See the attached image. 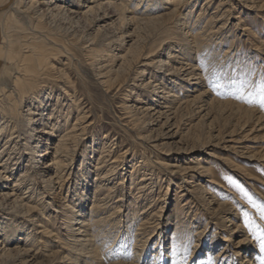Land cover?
<instances>
[{
  "label": "rangeland",
  "instance_id": "1",
  "mask_svg": "<svg viewBox=\"0 0 264 264\" xmlns=\"http://www.w3.org/2000/svg\"><path fill=\"white\" fill-rule=\"evenodd\" d=\"M154 1L156 3L151 7L153 14L168 16L166 18L168 24L161 29L157 28L154 34H147L148 36L143 30L133 31L132 28L123 26L126 22L121 25L122 21L116 20L117 17L113 16L112 9H106V13L99 12L94 20L93 17L88 20H76L75 17L70 16L72 19L65 18L68 19L66 21L61 18L50 24L49 18L45 19L50 33L57 38L54 44L50 42L48 45L49 49H57L52 50L53 55L50 54L54 58L52 62L55 68H61L70 75L82 98L80 103L74 105L67 96H63L66 97L64 101L62 99L65 106L72 104L69 123H75L78 113L83 112L85 113L83 122L87 120L85 125L89 124L83 137L72 145V152L67 158L65 167L66 183L74 184L78 176V187H85V193L90 196V199L73 203L74 206L77 205L74 212L70 213L73 226H80L78 222L91 207L93 193L97 189L95 183L98 180L103 182L105 190L110 188L113 191L106 199L105 213L96 217L108 219L105 222L100 221L95 226V231L99 234L93 247L96 248L94 260L85 259L87 255L83 254L72 256L80 255L77 257V263L84 262L83 264H131V262L132 264H248L246 257L251 258L252 264H264V252H261L260 242L253 235L257 226L264 229V220L260 218L261 208H264V110L235 99L230 95L235 88L229 82L236 80V87H239L241 80L250 78L256 82L260 80L261 73H264V0ZM81 3L77 11L83 9L85 1ZM139 10L144 11V5H140ZM135 13L136 11L133 10L132 13L126 14V19L128 20ZM182 23L188 26L183 29L180 25ZM96 35L99 40L96 44H91ZM120 35L123 36L118 39ZM141 36L147 37L148 41H142ZM105 37V41L102 42L101 39L104 40ZM170 37L173 40L172 45H175L174 49L171 50L166 45L161 46L150 57L165 60L167 58L164 56L170 50V54L176 58V61H173L178 65L186 63L184 67L189 69L192 66L198 78L192 81L198 82L200 86L191 87L190 83L178 78L177 85L170 83L169 76L161 78L163 74L157 71H164L167 66L162 70L151 68L153 71L151 78L148 70L146 73L142 72L143 64L148 62L144 56L134 62L129 69L119 72L116 70L118 67H114L119 66L117 65L119 60H114V56L121 55L124 50L130 49L132 52L139 48L147 52L146 48L169 41L167 39ZM143 45L145 47H142ZM104 48L110 56L102 58L100 50ZM205 56L209 57L210 64L217 65L216 70L222 73L221 83L225 87L219 89L220 94H217L209 83V77L214 69L209 67L205 70ZM248 70H252L254 75L246 77L244 73ZM8 74L9 70L5 69V75ZM53 79L41 81L39 84L41 87L37 85L42 88L39 90L42 96L51 95L45 98L47 105L42 108L45 120L52 109L62 103L60 100L59 103L56 102V96L63 90L58 81ZM150 79L152 85L158 84L157 87H162L166 84V91L173 90L177 96L180 95V99L175 101L177 104L172 109L173 113L169 115L172 118L169 121L146 109L150 106L157 107L158 104H162L160 101H164L158 97L161 94L154 92L149 85L144 87ZM192 89L197 91L194 92ZM197 95L199 97L192 101ZM190 99L193 104L190 103L189 108L185 104L179 107L180 102ZM28 100L21 106L23 113H26L27 105L30 104ZM210 101L214 102L209 105ZM36 103L35 105L38 106V102ZM34 110L38 111L36 108ZM63 113H59L60 117L54 115V118L58 117L61 128L66 126L68 112L64 110ZM40 124L41 120L36 126L40 127ZM25 131L31 133L32 130L28 128ZM47 137L43 135V138ZM49 139L48 153H45L46 139L33 143V146H38L40 151L29 174L32 176L34 173L37 174L39 184L42 175L48 173L45 171L46 166L54 154L52 146L58 141V134L49 136ZM115 157H119V160L114 170H111L114 165L111 162ZM143 157L149 158L152 162L148 163L149 168L145 172L141 167L133 171L135 176L132 180L130 176L132 167ZM161 158L167 160V163L176 164V168L159 165ZM27 162L25 158L20 161L21 165L18 163L14 166L20 167L14 169L13 181L18 179L21 171L26 170ZM97 166L99 169H96ZM172 169H178L179 172L171 174ZM85 171L89 172L85 176L87 181L82 176ZM96 173L101 175L105 173V179L95 180L94 178L100 177ZM146 174V177L152 178L142 181L141 176ZM226 177L231 178L233 182L230 183ZM28 186L30 185H25L21 193L28 192L27 190L31 192V189H26ZM4 188L1 187L0 191ZM73 189L71 185L69 193L65 188L62 195L50 194L52 199L47 193L42 199L54 201L50 207L55 208L59 203L58 200L64 202L66 200L64 197L67 195L70 200L77 198ZM101 189L102 194L99 192L97 197L99 199L109 191L104 192L103 188ZM30 192L23 195L28 197ZM181 193L187 194L189 199L186 196L180 197ZM244 193H247V196ZM41 197L38 196L31 201L35 202V205L38 203L34 211L28 213L29 216H23L26 218L25 222L22 223L24 221L22 216L19 217L21 219L13 218L11 221L5 219L7 222L4 224L5 227L0 228V264H75L65 257L70 250L65 243L64 236L67 235L65 225H62L60 217L54 220L55 213L50 216L52 221L47 218L49 216L44 218L43 214H48L50 211L47 208L41 214L42 208L45 207L44 200L38 201ZM0 206V216L3 211L14 210L6 204ZM64 210L68 209L64 207ZM81 211L84 212L83 215H80ZM15 220L21 224L20 229L16 228V234L10 233V230L15 228L11 225ZM43 224H47L49 229H52L53 236L47 237L49 235L40 233L39 226ZM28 232L30 236L26 235ZM60 235L61 239L56 238ZM242 239H245V243L242 247L239 246L240 248L236 247L237 242ZM3 240H6V243H3ZM27 242L29 246L36 248L35 253L38 252L36 260L22 254L19 256L18 250H22ZM177 243L181 252L185 247L188 248L186 260L174 253L173 249ZM105 244L110 245L107 250ZM39 246L40 249L37 248ZM116 252L119 253L118 256L115 255Z\"/></svg>",
  "mask_w": 264,
  "mask_h": 264
},
{
  "label": "bare ground",
  "instance_id": "2",
  "mask_svg": "<svg viewBox=\"0 0 264 264\" xmlns=\"http://www.w3.org/2000/svg\"><path fill=\"white\" fill-rule=\"evenodd\" d=\"M82 1L83 0H0V188L5 187L4 189H2V191H0V205L6 204V205H9L12 209H14L13 211H3V213L0 216V218H1L0 219V228H1V226L5 227L4 224L7 223L5 221V219H7V218H8L7 219L8 221H11V219H13V218L21 219L19 217L22 216V219H24V221H22V223L25 222L26 218H24V217L29 216L28 213L34 211V208L38 203L37 202L35 205V202H31V201L34 200L35 198H37L38 196H42L41 198L38 199V201L44 200L42 198L45 197L44 196L45 194L48 193L49 197H51L52 194H54V193L59 195L63 192V190L65 188H67V193H69L71 191V185H73V188H74L73 191L77 195L76 199L72 198V200H70L67 198L68 197V195H67L66 197H64L66 199V200H64V202L66 201L67 203L68 202L69 203L68 204L64 203L61 199H59L58 200L59 203L57 204V206L55 208L50 207L54 203V201L50 202V201L44 200L45 207L43 206L44 208H42L43 211L41 212V214H43L46 211V209L48 208L50 213H48V214L44 213L43 214V215H45L44 218L46 216H49L47 218H50L49 220L52 221L50 216L54 213H55L54 214L55 216L53 215L54 220L57 219L58 217H60L59 219H61L62 225L63 224L65 225V229L67 232L66 233L67 235L64 236L65 241H66L65 243L70 247V250L68 251V253L65 257H66V259L69 260V262L75 263V264H83L84 263V262L77 263L78 262L77 257H79L81 254H83L84 256L87 255V256H85V259H90L91 261L94 260V257L96 255V248L94 249L93 247L96 245L97 237L99 234V233L98 234L96 233L95 226L98 225L100 223V221L104 220V222H105V220L108 219L107 217L106 218H96V217L105 213L104 211L106 210V207H107L106 206L107 205L106 199H108L110 197V195H112L111 192L113 193V191H111L110 188L105 190V188L102 184L103 182L98 180V182L95 183V184H97V186H96L97 189L95 188L96 190L93 193V202L91 204V207L89 208L88 212H86L85 214L83 211L80 212V215L84 214L83 219L78 222V223H80V226H78V227L73 226L71 214L74 212V209L77 206V205L74 206L73 203L77 204V201H84L85 199H90V196H89V194L85 193V189H86L85 187H83V188L78 187L79 186V184H78V178L79 177L78 176L76 177L77 179L74 181V184L66 183V176L67 175L65 172V167H66V164L68 161L67 158L69 157V155H71V152H72V150H71L72 145L75 142H77L78 140H80L81 137H83V135H84L87 127L89 126V124L85 125L87 120L83 122V120L85 119V113H83V112L78 113V116L76 118L75 123H72V124L69 123L70 114H71V111L73 110L71 108V105L72 104L75 105V104L80 103V100H82V98L79 95V93L77 92V89H78L77 85L75 83H73V81L70 78V75H68V73H66L61 68H55L54 63L52 62V59H54V58H52V56H50V54L53 55V51H55L57 49H55V48L52 49L51 47H50L51 49H49L48 45L50 44V42H52V44H54L57 41V38L54 37L50 33L48 26H46V25H48V23H47V21H45V19L49 18L50 24L52 22H54V20L61 19V18L65 19V18H69L70 16L75 17L76 20H88V19H90V17H93V20H94L95 17L98 16L97 14L99 12H105L106 9H112L114 12L113 16L117 17L116 20H118L119 22L122 21L121 25H123L124 22H126V25H123V26L128 27V28H132L133 31H139L140 32V30H143L145 32L146 36H148L147 34H149V35L154 34L156 32V30H158L157 28L161 29L162 27H165L168 24L167 23L168 20H166V18H168V16L165 17L163 15L153 14V8H151V7H152V5H154L156 3L154 0H84L85 3H83L84 4L83 9L80 11H77V7L82 4L81 3ZM181 1H183V0H181ZM140 5H144V7H145L144 11L139 10ZM175 5H177V4H175ZM179 5L177 7H179ZM175 8H176V6H175ZM131 10L132 11L134 10V12L136 11V13H135V15H132L131 17H129V19L127 20L125 15L132 13ZM168 12H169V14H171L170 11H168ZM70 18L72 19V17H70ZM68 22H70V21H68ZM112 22H114V21H112ZM88 23L90 24V22H88ZM180 25L182 26V28L188 26L187 24L185 25V23H182ZM111 26H113V25H111ZM199 26H201V25H199ZM135 35H136V33H135ZM141 35H142V33H141ZM122 36L123 35L118 36L119 37L118 39H120V37H122ZM97 37L98 36L96 35V37L93 39V36H92L93 40H92L91 44H93V43L96 44V42L99 40V38H97ZM81 38H82V36H81ZM140 38H142V36ZM171 38L172 37L167 39L169 41H166L164 43L160 42L159 44H157L154 47L150 46V48H146L148 50L147 52H145L144 50L143 51L139 50V48L137 46L136 47L138 48V50H135L132 52L130 49L126 50V51L124 50V53L121 52V55H118V56L115 55L114 56V60H119V63L117 64L119 66H116V65L115 66L113 65V66L115 68L118 67L116 70L120 72V71L129 69V67L134 62H137V60L141 56H144V57H146L145 59H148V62L143 64L144 68H142V72L146 73V71L148 70L151 74V78L153 76V71H152L153 68L162 70L164 66H167L166 70L157 71V72L163 74L162 77L160 76L161 78H165L166 76H169L170 77V83L171 82L176 83L177 85L179 84L176 81L178 78L181 81L187 82L188 84L190 83L191 87H192V85L200 86L198 84V82L192 81V80L198 79L195 76L196 72L194 73L192 70V66L190 67V69H191L190 70L189 67L188 68L184 67L186 65V63L178 62V63H180V65H178L177 62H174V61H176V58H174V56L172 54H170V50H168L167 51L168 54L166 56H164L167 58L165 60L164 59L160 60V59H155V58L150 57L151 55H153V53H155L157 50H159V48L161 46L166 45L169 47V49L173 50L175 45H172L173 40ZM197 38L198 37L196 36L195 39H197ZM105 39H106V37L104 38V40L101 39V41L103 42V41H105ZM142 39H143L142 41H144V42L148 41V40H146L147 37H145V38L143 37ZM110 43L112 44L111 40H110ZM139 47H140V45H139ZM142 47H145V46L143 45ZM93 48H90V49L93 50ZM66 52H68V51H66ZM106 52H107V50L104 48V49L100 50L101 54L100 53L99 54L102 58L110 56V55H107ZM130 54H132V56ZM97 56H99V55H97ZM4 62L6 63L5 65H4ZM189 64H191V63H189ZM114 67H112V69ZM151 68H152V70H151ZM5 69L9 70V74L7 76L5 75ZM165 71H167V72L165 73ZM114 76H115V74H114ZM52 78H54L53 80L58 81V84L61 85V89L63 91L61 90L62 93L60 92L57 94L56 102L59 103V100H60V102H62V103H60L58 107H54L52 109V112L48 115V118H46V120H45L43 118L44 112H43L42 108L43 107L45 108L47 105L45 103V98L47 99L48 97H51V95L49 94L47 96L46 95L42 96L41 92H39L40 89L42 90V88H39V87H41V85L39 86V84L41 83V81L43 82L45 79L50 81ZM151 82H152L151 79L148 80L147 83L144 84V87L149 85V87L154 92L161 94V96L158 95V97H159V99H164V101L163 102L160 101V103H162V104H160V105L158 104L157 107L156 106L155 107L150 106V108H146V109H150L149 112L151 110L154 111V113L159 114L160 117H162V116L165 117L166 120L169 121L172 119L169 115L171 113H173L172 109L175 107V104H177V103H175V101L180 99V97H179L180 95L177 96L175 93H173V90L166 91V89H167V87H165L166 84L162 87H157L158 84L152 85ZM162 84H163V82H162ZM51 90L53 91V89H51ZM189 91H191V90H189ZM192 91L196 92L197 89L196 90L192 89ZM50 93H52V92H50ZM180 94H181V92H180ZM198 95L194 96V99L192 101L196 100L199 96H201V94L199 96ZM63 96H67L68 97L67 99H70L72 104H70V105L67 104L65 106L63 101L65 100L66 97L63 98ZM30 98H32V100H30ZM27 99L30 100V101L28 100V102L30 104L27 105L28 108L26 109V113H23V111L21 110V106H23V103H25ZM62 99H63V101H62ZM154 100L157 101L156 99H154ZM192 101L190 99L189 101H183V102H180V104L179 103L178 104H179V107L181 104H185L189 108V104L190 103L193 104ZM36 102H38V104H39L38 106L35 105V104H37ZM213 102L214 101H210L209 105L212 104ZM74 105H73V107H74ZM228 105H231V104H228ZM238 105H236V107ZM212 107H215V106H212ZM35 108L38 109L37 112L34 110ZM240 109L242 110V108H240ZM64 110H67L68 114H67V120L65 123L66 126H65V128H63V127L61 128V123L59 122V120H57L58 119L57 116L60 117L61 115L59 113H63ZM177 110H178V108H177ZM80 111H81V108H80ZM56 114H57V116H56L57 118H54V115H56ZM246 114H248V113H246ZM250 114H248V115H250ZM36 116H39V117H36ZM40 120H41V124H40L41 126L37 127L36 123L39 122ZM54 120H56V121L54 122ZM28 128L30 130H32L31 133H26L27 131H25V130H27ZM41 133H42V135H40ZM44 134L47 135L48 137L43 138ZM53 134H58V141L55 143V146H52L54 148V154L50 158V163L46 166L47 170H45V171H48V173L46 175H42V177H41L42 179L40 182L41 184H39V182L37 180V174L34 173L33 176L29 174L30 173L29 171L31 170V168L34 167L33 164L36 161L37 156H39L38 152L40 151L38 146H33V143L34 142L39 143V142L43 141L44 139H46L47 142L45 141L46 143L44 144V146H46L45 147V153H48V151H47L48 150V142L50 140L49 136L51 137ZM33 139H36V140L33 141ZM239 150H241V149H239ZM119 157H122V156H119ZM119 157H115V159H113V161L111 162V163H114V165L111 167V170H114L115 164L119 160L118 159ZM253 157H255V156H253ZM25 158H27V161H28L26 164V170L21 171L19 176H18V179L13 181V177H14L13 171H14V169L20 167V166H18L15 168L14 166L17 165L18 163L21 165L20 161L24 160ZM166 161L167 160H165V159L163 160L161 158L160 162L158 161L159 162L158 164L162 165V166H167L170 168H172V167L176 168V164L167 163ZM138 162H141L142 165ZM138 162L134 164V167H132L133 170H132V172H130V176H131L132 180H134L133 176H135V175H133L134 174L133 171H136L138 169V167H141V170H144V172H145V170H147V168H149L148 163L149 162L151 163L152 160H149V158L147 159V158L143 157V159L138 161ZM96 169H99V166H97ZM198 171H199V169H198ZM176 172H179L178 169L177 170L176 169L170 170L171 174L176 173ZM87 174H89L88 171H85L82 174V176L84 177L83 179L85 181H87V177H85ZM96 174H97V176H100L101 178L100 177L94 178L95 180L96 179H102L103 180L106 177L105 173H104V175H103V173H102V175L100 173L99 174L96 173ZM146 176H147V174L145 176H141V177H143L142 181L152 178V177H146ZM145 183H146V181H145ZM27 184H29L30 186H28L26 189H31V192L29 190H27L28 192H30V195L28 197L23 195V194H26L28 192H22L21 193L22 188ZM139 186H141V185H139ZM130 187H131V185H130ZM101 188H103L104 192L108 191V190L109 191L106 192L107 194L104 193V195H102V198L99 199L97 197H99V194H98L99 192L102 194ZM50 194H51V196H50ZM134 194H138V193H134ZM181 196H186V198L189 199L187 194L181 193L180 197ZM178 198H179V196H178ZM190 198H193V197H190ZM26 199H28V200H26ZM188 199H187V201H188ZM190 201H191V199H190ZM64 205H66V206H64ZM53 206H55V205H53ZM64 207H66L68 210L65 211ZM177 207H178V205H177ZM117 208H119V206H117ZM32 217H33V215H32ZM37 222L40 223L39 220ZM44 223H46V222H44ZM149 224H150V222H149ZM11 225H14L15 228H13L12 231L9 229L10 233L12 232V233L16 234V231H17L16 228L20 229L21 224L20 223L18 224L17 221L15 220V221H12ZM39 227L41 228L40 233H42V235H49L47 237L54 235L52 229L50 230L49 226L47 224L40 225ZM137 230H139V229H137ZM136 233H138V232L136 231ZM26 235L30 236V232H28V234H26ZM138 236H139V234H138ZM42 237H44V236H42ZM56 238L61 239V235L56 236ZM52 239H54V238H52ZM245 239L239 240L237 242L236 247H239V246L242 247V245L245 243ZM23 241H25V240H23ZM2 242L6 243V240L5 241L3 240ZM28 246H29V244L27 242V244L23 245L22 250H18L19 256H21V254H22L23 256L26 255L28 258H32V259L36 260L37 259V253H38V252L35 253L36 248H33L34 246L33 247L32 246L28 247ZM41 246H42V244H41ZM4 247H3V249H4ZM21 247H22V245H21ZM37 248L40 249V246ZM46 249H48V247ZM77 254H80V255L77 257L74 256L75 258L72 256V255H77ZM42 256L43 255H41V257ZM246 258H248V259H246V263L252 264L251 258L250 257H246ZM22 259H24V257ZM65 261H67V260H65ZM87 261H89V260H87ZM131 264H132V262H131Z\"/></svg>",
  "mask_w": 264,
  "mask_h": 264
},
{
  "label": "snow or ice",
  "instance_id": "3",
  "mask_svg": "<svg viewBox=\"0 0 264 264\" xmlns=\"http://www.w3.org/2000/svg\"><path fill=\"white\" fill-rule=\"evenodd\" d=\"M204 67L205 70H208L209 67L214 69L212 72V75L209 77V83L211 84L214 91L219 93V89L222 87H225L223 83H221V79H223L222 73L218 69V66L215 64H210V58L205 56L204 57ZM246 77H251L254 75V72L252 70H248L244 73ZM233 87L235 88L234 91L230 92V95H232L235 99L241 100L245 102L246 104L250 106H258L262 110H264V73H261V78L259 81L254 82L252 79H244L241 80L239 83V87H236L237 81L236 80H230L229 81ZM226 179H229V182L232 183L233 181L231 178L226 177ZM237 187H240L237 185ZM243 191V189H241ZM245 196H247V193H244ZM245 217H247V213H245ZM260 218L264 220V208H261L260 211ZM249 223H251L249 221ZM253 235L256 237L257 240L260 242V250L261 252H264V229H260L259 226L256 227V229L253 232ZM179 239V238H178ZM110 247L109 244H105L106 250ZM174 253L181 256L182 259L186 260L188 255V248L185 247L183 251L181 252L179 250V244L177 243L174 246L173 249ZM115 255H119L118 252L115 253Z\"/></svg>",
  "mask_w": 264,
  "mask_h": 264
}]
</instances>
